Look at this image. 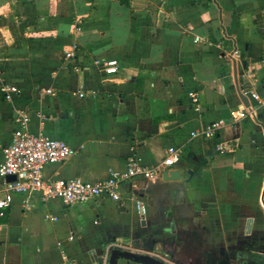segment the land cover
Masks as SVG:
<instances>
[{
    "label": "crops",
    "instance_id": "obj_1",
    "mask_svg": "<svg viewBox=\"0 0 264 264\" xmlns=\"http://www.w3.org/2000/svg\"><path fill=\"white\" fill-rule=\"evenodd\" d=\"M254 94L264 97V0H0V163L25 120L76 150L45 168L47 181H103L132 154L162 167L168 147L180 154L168 172L181 175L137 178L119 201L70 207L15 195L0 215V264H106L112 249L157 231L171 250L264 264V108ZM215 122L221 130L206 137Z\"/></svg>",
    "mask_w": 264,
    "mask_h": 264
},
{
    "label": "built area",
    "instance_id": "obj_2",
    "mask_svg": "<svg viewBox=\"0 0 264 264\" xmlns=\"http://www.w3.org/2000/svg\"><path fill=\"white\" fill-rule=\"evenodd\" d=\"M107 65L116 66L117 62L110 61ZM190 97L198 102L197 94L191 93ZM253 97L264 108V97L261 100L255 94ZM222 125V122H215L207 126L203 134L210 138L221 130ZM196 136L198 133H192V137ZM75 154L76 150L62 141L32 134L26 121H22L14 132L11 144L3 149L0 177H15V180L6 182L5 195L0 198V215L4 216L15 195L38 194L44 202L60 200L68 207L104 198L119 201L123 184L137 178L147 181L163 179V174L180 161L179 151L175 147H168L162 167L144 165L132 154L127 158L124 170H111L107 179L96 183L81 178L55 181L44 179L43 173L48 165L64 163ZM141 208L144 211V207Z\"/></svg>",
    "mask_w": 264,
    "mask_h": 264
},
{
    "label": "flooded vegetation",
    "instance_id": "obj_3",
    "mask_svg": "<svg viewBox=\"0 0 264 264\" xmlns=\"http://www.w3.org/2000/svg\"><path fill=\"white\" fill-rule=\"evenodd\" d=\"M141 246L135 245L129 249H120L133 253L147 254L165 264H230L228 256L219 260L216 255L202 250L200 247L195 248L190 245L177 246L171 250L170 238L164 236L159 231L154 235L143 240ZM109 263V258L107 263ZM118 264H135L126 260H119Z\"/></svg>",
    "mask_w": 264,
    "mask_h": 264
},
{
    "label": "water",
    "instance_id": "obj_4",
    "mask_svg": "<svg viewBox=\"0 0 264 264\" xmlns=\"http://www.w3.org/2000/svg\"><path fill=\"white\" fill-rule=\"evenodd\" d=\"M235 67V66H234ZM243 67L245 70L248 69V63L244 62ZM235 78L238 79L236 68L234 70ZM241 100L246 104L249 105L251 102V95H243L240 93ZM181 175L179 171H171V172H165L163 174V180L164 181H176L180 180ZM15 177H9L8 181H14ZM109 263L108 264H118L119 260H126L135 264H165L160 260L155 259L154 257L147 255V254H141V253H133L125 250L120 249H112L110 253L108 254Z\"/></svg>",
    "mask_w": 264,
    "mask_h": 264
}]
</instances>
